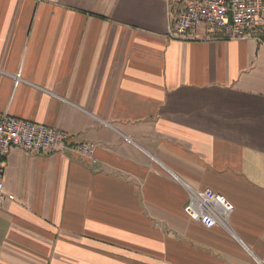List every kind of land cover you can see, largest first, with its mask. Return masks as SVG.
I'll return each mask as SVG.
<instances>
[{"label":"crops","instance_id":"1","mask_svg":"<svg viewBox=\"0 0 264 264\" xmlns=\"http://www.w3.org/2000/svg\"><path fill=\"white\" fill-rule=\"evenodd\" d=\"M187 2L0 0V112L96 146L11 150L0 264H264V26L172 39ZM186 183L231 230L188 217Z\"/></svg>","mask_w":264,"mask_h":264},{"label":"built area","instance_id":"2","mask_svg":"<svg viewBox=\"0 0 264 264\" xmlns=\"http://www.w3.org/2000/svg\"><path fill=\"white\" fill-rule=\"evenodd\" d=\"M264 26V0H188L172 21V39L195 40L205 27V39H248ZM21 79L16 75V84ZM32 155L61 153L93 158L96 146L71 141L67 132L10 113L0 112V206L8 197L4 186L5 160L13 148ZM189 199L184 210L207 227L231 230L235 206L225 195L211 189L198 190L186 184Z\"/></svg>","mask_w":264,"mask_h":264},{"label":"rangeland","instance_id":"3","mask_svg":"<svg viewBox=\"0 0 264 264\" xmlns=\"http://www.w3.org/2000/svg\"><path fill=\"white\" fill-rule=\"evenodd\" d=\"M65 132V131H64ZM187 184V183H186ZM186 184H185V186H186ZM195 188V187H194ZM186 189H187V186H186ZM197 189V188H196ZM207 189H209V188H207ZM199 190V189H198ZM200 190H205V189H200ZM212 190V189H211ZM188 191V190H187ZM214 191V190H213ZM216 192V191H215ZM218 193V192H217ZM233 203V202H232ZM234 204V203H233ZM235 206V205H234ZM233 215V214H232ZM189 217V216H188ZM190 218V217H189ZM232 218V217H231Z\"/></svg>","mask_w":264,"mask_h":264}]
</instances>
